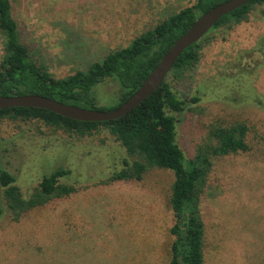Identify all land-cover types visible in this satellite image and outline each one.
<instances>
[{"label": "rangeland", "instance_id": "rangeland-1", "mask_svg": "<svg viewBox=\"0 0 264 264\" xmlns=\"http://www.w3.org/2000/svg\"><path fill=\"white\" fill-rule=\"evenodd\" d=\"M10 1L22 42L57 78L195 2ZM208 37L199 62L173 84L188 99L174 114L177 141L190 158L211 124L243 122L249 149L216 159L208 176L200 203L205 264H264V5ZM120 93L108 78L93 88L94 106L114 107ZM128 157L107 130L78 136L41 120L0 119V169L15 177L24 197L59 166L70 170L62 182L77 188L12 220L0 184V264H168L174 173L152 168L140 181L100 183Z\"/></svg>", "mask_w": 264, "mask_h": 264}, {"label": "trees", "instance_id": "trees-1", "mask_svg": "<svg viewBox=\"0 0 264 264\" xmlns=\"http://www.w3.org/2000/svg\"><path fill=\"white\" fill-rule=\"evenodd\" d=\"M226 0H195L159 21L153 28L137 35L129 45L112 50L83 70L57 78L47 69L44 59L33 55L22 42L10 0H0V95L36 94L85 108L112 110L127 100L142 84L163 54L193 24L196 18ZM264 0H249L224 15L199 41L186 48L178 57L160 87L129 113L108 121H80L37 107L0 108V119L41 120L55 129L78 136L107 130L125 148L128 158L100 183L143 179L152 168L169 169L174 173L169 195L173 224L170 234L168 264H205L206 232L200 203L207 187L208 176L216 159L249 149L248 126L243 122L229 125L211 124L196 145L192 157L186 158L177 141L175 113L182 112L188 99L180 96L173 84L181 81L200 60L201 50L209 42V34L218 28H231L248 19ZM113 79L121 89L119 102L111 108L95 107L93 88ZM192 102L199 97L190 98ZM91 104V106H84ZM70 170L56 167L43 175L28 197L15 184V177L0 169L3 197L12 220L54 198L76 191L73 184L62 182ZM3 208L0 205V217Z\"/></svg>", "mask_w": 264, "mask_h": 264}, {"label": "water", "instance_id": "water-1", "mask_svg": "<svg viewBox=\"0 0 264 264\" xmlns=\"http://www.w3.org/2000/svg\"><path fill=\"white\" fill-rule=\"evenodd\" d=\"M248 1L226 0L213 6L196 18L189 29L163 54L158 64L149 72L139 88L127 100L112 110L85 108L36 94L0 95V108L37 107L80 121H108L117 119L136 108L160 87L176 60L186 48L199 41L220 18L246 4Z\"/></svg>", "mask_w": 264, "mask_h": 264}]
</instances>
